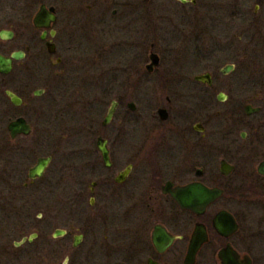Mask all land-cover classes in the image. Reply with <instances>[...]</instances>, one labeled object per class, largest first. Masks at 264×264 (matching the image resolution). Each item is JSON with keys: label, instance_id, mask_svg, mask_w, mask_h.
Returning <instances> with one entry per match:
<instances>
[{"label": "flooded vegetation", "instance_id": "1", "mask_svg": "<svg viewBox=\"0 0 264 264\" xmlns=\"http://www.w3.org/2000/svg\"><path fill=\"white\" fill-rule=\"evenodd\" d=\"M99 5L0 0V174L10 180V192L38 187L49 166H55L47 110V98L57 104L54 85L102 91V97L77 93L73 98L95 111L94 119L83 117L78 133L96 141L89 149L96 153V162L74 169L78 174L71 200L76 211L50 213L54 219L63 216L58 227L49 224L47 215L37 217L36 228L28 235L19 233L14 247L28 248L15 259L91 264L99 249L109 254L105 264H220L219 253L230 248L243 264H264V53L255 46L264 42V0L254 5L253 33L244 34L248 42L242 47L237 23L243 0H224L219 15L227 33L218 36L219 44L211 51L225 55L224 64L186 71L161 66L160 46L145 44L139 23L127 25L135 34L124 41L126 59L120 65L109 61V7ZM92 13L95 17L85 18ZM82 31L88 35L82 37ZM100 35L104 42L84 49ZM152 52L159 56L158 64L149 67ZM201 75L203 80H197ZM146 87L161 92L141 103L139 91ZM116 89L121 94L109 101ZM113 102L114 114L104 123ZM22 119L29 132L12 134L8 127ZM99 139L110 161L122 149L128 162L105 166ZM183 147L185 153L178 158ZM191 148L200 149V155H191ZM17 155L24 166L18 174L11 162ZM7 157L8 169L3 164ZM44 157L50 160L43 176H29ZM58 173L63 180L64 169ZM192 183L218 192L199 212L183 208L169 190ZM60 188L65 189L63 181ZM222 213L230 218L227 233L235 227L232 233L218 231L216 223L226 222L218 218ZM196 233L205 240L189 260Z\"/></svg>", "mask_w": 264, "mask_h": 264}, {"label": "rangeland", "instance_id": "2", "mask_svg": "<svg viewBox=\"0 0 264 264\" xmlns=\"http://www.w3.org/2000/svg\"><path fill=\"white\" fill-rule=\"evenodd\" d=\"M51 1L58 3L60 6L61 4L68 5V3L73 2H85L88 5V3H92L93 1L100 4L99 7L107 5L109 7L106 12V17L109 18L108 47L112 45L108 50V58L109 61L112 59L113 63L122 64L128 55V50L124 47V41L130 40L131 34H135V32L131 29L133 26L129 28L127 25L139 23L142 26L140 35L144 36L145 44L148 43L149 46L153 41L157 46H160L159 52L163 57L161 66H170V68L175 67L176 69H181V71H186L190 68L194 70V68H198L199 66L204 67L207 64H224L225 55L218 53L216 49L211 52L212 48L219 44L218 36L227 33L223 32L220 25L222 21H220L221 17L219 15L221 14L219 12L220 5L224 0H194L196 4L190 3L191 0H188L189 4L179 2L178 0ZM226 1L230 2V0ZM256 2L257 0H243V6L240 7L242 17L237 23L238 28H236L241 32V47L244 43L248 42L246 41L247 38L243 37L244 34L253 33V31H250V24L253 22L252 15ZM113 10H115V13L112 12ZM84 17L81 16V18ZM92 17H95V13L89 14L85 18L89 19ZM90 24L85 26V29L89 28ZM84 35H88L86 31L81 32V36L83 37ZM105 40L100 35L93 43L89 41L90 45L84 49L89 51L95 44L99 45ZM255 43L256 50L264 53V42ZM145 57V60H147L149 57L148 52L145 53ZM53 92L56 96L55 101L57 104L53 105L49 98H47V110L49 113L48 132L50 133L48 135L49 151L51 154H54L55 166H49L46 171L47 176H45L43 182H40L38 187L27 190L18 187L15 193L9 191L11 187L8 185L10 180L7 179V175L4 174L5 178L0 174V194L2 195H0V264H27L25 258L15 259L20 252L23 254L24 249L28 248L25 245L18 248L14 247V243L21 239L19 233L28 235L32 228H36V218L40 215L43 218L49 216V220L52 221L49 224L52 227L62 225L58 224V222L63 220V216L54 219L50 215L53 213L57 216L60 210L64 214L76 211V204H73L71 200L73 189L76 186L73 180L78 174L74 170L76 165L85 166L88 162H96V153L94 154L89 150L91 146L94 148V144L96 143L95 138L90 137L87 133L82 135L78 133V130L81 129L80 125L83 123V117L94 119L95 111L85 107V104L79 105L78 102L75 103L73 98L75 99L77 93L92 97L93 95L102 97V91L93 88L92 90L88 88L82 90L75 88L68 89L63 86L54 85ZM160 92L158 89H154L153 91L148 87L140 90L139 97L141 98V103L146 102L148 98L155 100L160 95ZM119 94H121L120 89L113 90L112 96L108 100L116 98ZM106 107L107 105H104V112L106 111ZM77 112L80 114L78 115L81 119L76 115ZM37 134L40 133L38 132ZM184 149L183 147V152L178 155V158L183 156L185 153ZM123 152L125 151L121 149L120 152L112 155L114 164L124 165L128 162V156H125ZM188 152L191 155H200V149L195 150L191 148ZM17 156L11 162H14V166L16 165L15 169L18 174L24 166L20 162V156ZM8 158L3 159V164L7 167L6 169L10 165L7 160ZM97 159L100 161L99 155H97ZM31 162L28 161L27 167L31 166ZM2 167L4 166H1L0 169ZM27 167L24 174L27 171ZM61 169H64L66 174L63 180L62 175L58 173ZM61 181L64 182L65 189L60 188ZM10 194H16L18 198L12 200L9 196ZM113 208H116L115 204ZM121 224L119 220L116 226L120 228ZM99 225L100 223L96 224L97 229ZM108 256V252L105 253L103 251L101 253V250L95 249L92 258L96 257L97 259L91 264H105L108 262ZM59 264H61V260Z\"/></svg>", "mask_w": 264, "mask_h": 264}, {"label": "water", "instance_id": "3", "mask_svg": "<svg viewBox=\"0 0 264 264\" xmlns=\"http://www.w3.org/2000/svg\"><path fill=\"white\" fill-rule=\"evenodd\" d=\"M178 1L182 2V3H186V2L188 3L189 2L188 0H178ZM190 2H195V1L191 0ZM49 18L54 19V16L49 15ZM150 56H151V58H150L151 62L148 66L153 67V65L158 64L159 56L153 52ZM2 59L3 58L0 57V63L2 62ZM196 79L197 80H203V77H202V75L196 76ZM115 105H116V103L113 102L111 108H109V112L107 113V115L104 118V120H105L104 123H107L111 120V118L114 114V111H115ZM8 128L12 134H15L16 132H19V133H22V132L28 133L29 132L28 125L25 124L23 119L12 122L10 124V127H8ZM98 141L99 142L97 143V148L101 152L100 155L102 157V162L105 163L104 164L105 166L110 165L112 163V161H110V156H109L110 152L104 146V144L102 143V141L100 139ZM49 160H50V157H44V159L39 158L36 165L33 168H30L29 176H31L32 178H35L36 176H41L45 170V167L48 166L47 163L49 162ZM123 175H125V174L119 175L117 180H120L121 178H123ZM169 190H170L171 194L177 199V202L179 205H181L183 208L193 209V211H198V212L201 211V207L203 208L206 204H208L211 201V199L214 198V196H216L218 194L216 189L207 190L206 187L202 186L201 184L198 185L196 183H192L189 186H183V187L176 188V189L175 188L171 189L169 187ZM218 218H220V221L226 220V222L223 221L224 223L222 226H219V222L216 223V226L219 229L218 231L221 234L232 233V231L235 229V227L232 225H231V230L229 229V231H230L229 233H227L228 231L225 230V229H227V228H225L226 226H230V224L228 222L230 219L228 217V214L222 213L218 216ZM221 218H222V220H221ZM192 240H193L192 245L194 244V247L192 249L193 251L191 252L192 256H191V258H189V260L190 259L193 260L194 252L196 251L195 249H196L197 245L198 244L200 245V243H202L203 240H205V239L203 238V240H201L199 238L198 233H196L193 235ZM22 241H25V239H22ZM17 245L18 244H16V246ZM219 257L222 260L220 264H243L239 260L238 255L235 252L231 251L230 248H227V249H224V251H221L219 253ZM189 262L191 263V261H189Z\"/></svg>", "mask_w": 264, "mask_h": 264}]
</instances>
